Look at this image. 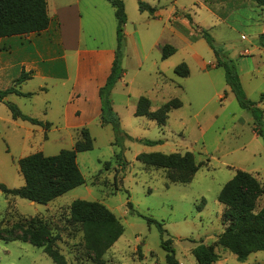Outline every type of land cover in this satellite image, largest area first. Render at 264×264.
Returning <instances> with one entry per match:
<instances>
[{
	"label": "rangeland",
	"instance_id": "rangeland-1",
	"mask_svg": "<svg viewBox=\"0 0 264 264\" xmlns=\"http://www.w3.org/2000/svg\"><path fill=\"white\" fill-rule=\"evenodd\" d=\"M122 1L126 11L123 33L126 28L131 33L136 30L140 36L148 28L147 19L151 21L149 30L153 36L161 32L162 19L140 12L137 0ZM142 1L152 6L157 0ZM203 1L205 6H198L195 0H178L179 8H185L180 14L190 25L181 35L195 37L200 29L209 33L222 55L220 59L225 57L234 63L246 100L262 110L264 122V98H261L264 94V47L257 44L260 32H264V8L256 7L254 0ZM163 6L168 5L164 3ZM94 21L83 22L85 44L107 45L113 27L105 18ZM163 40L170 39L164 35ZM171 42L174 44L171 46L179 50L171 62H178L175 66L188 62V77L181 78L172 69L165 77L154 74L151 64L157 62L159 55L146 42L143 47L147 57L140 67L138 62L142 58L137 57L136 41L130 42L127 48L125 38L121 60H124L127 76L124 82H116L110 95L112 110L119 119L121 138L115 141L110 125H91L93 148L76 155L85 183L47 205L5 196L0 191L2 226L40 219L49 225L59 252L69 264H94L84 248L80 225L72 223L69 214V205L74 200H86L103 204L123 226L122 235L102 256L105 264H168L167 253L161 247L162 239L168 241L178 264H197L192 251L201 244L213 246L218 257L213 264H264L263 252L252 253L240 262L215 243L227 225L222 217L225 207L217 200L224 184L240 170L264 185V140L253 131L251 111L239 105L226 83L223 68L215 66L216 57L205 40L201 37L191 39V48L181 39ZM193 52L206 64L204 70L190 58ZM19 69L12 72L16 79L20 76L17 75ZM40 84L38 79L23 81L20 90L27 91L30 98L17 95L14 101L22 113L41 120L48 110L54 127H58L70 85L57 83L54 86L46 82L47 91L41 93L36 92ZM140 96L150 99L151 111L172 99H178L181 106L172 109L165 126L160 127L146 117L134 115ZM10 99L12 96L7 102L11 103ZM11 121L5 102H0V185L17 189L24 185L17 163L20 158L37 152L53 156L61 150H70L74 135L62 129L45 132L42 127L19 119L17 124ZM139 140H160L161 144L149 146ZM149 152L181 155L190 152L195 163L202 165L189 183H169L166 170L136 160L138 154ZM119 153L122 158L116 159ZM106 162L109 164L105 168ZM263 208L264 193L257 199L254 211ZM146 218L162 224L166 232L163 238L155 225L147 224ZM0 264L54 263L41 249L30 244L0 241Z\"/></svg>",
	"mask_w": 264,
	"mask_h": 264
},
{
	"label": "trees",
	"instance_id": "trees-1",
	"mask_svg": "<svg viewBox=\"0 0 264 264\" xmlns=\"http://www.w3.org/2000/svg\"><path fill=\"white\" fill-rule=\"evenodd\" d=\"M114 9L116 19V50L111 66L110 74L105 84L99 89L101 103L100 125H110L115 133V141L122 136L119 119L111 107L110 93L116 82L122 77L121 50L125 42L123 27L126 23V14L122 0H106ZM256 6L264 8V0H254ZM140 12L153 14L155 9L137 0ZM46 0H0V39L12 36L39 33L48 27ZM199 36L205 40L216 57V67H222L226 83L230 86L242 108L249 109L253 116V131L264 140L263 112L256 108L253 102L246 100L239 82V75L231 59L223 57L215 46V42L209 33L200 29ZM257 44L264 47V34L259 35ZM175 52L171 45L161 48V60L167 59ZM175 75L185 78L189 76L188 66L182 62L174 67ZM29 78L27 73H21L14 83L5 90H0V102L9 95L29 96V93H21L17 87ZM264 98V94L261 95ZM13 120L27 121L31 125L42 127L46 132L50 123L40 121L24 115L18 107L10 102H5ZM181 102L172 99L161 105L154 111L150 110V100L140 96L135 107V116L146 117L154 121L158 126H165L168 113L172 109L179 108ZM78 137L70 150H61L56 155L45 156L37 152L18 160L19 172L23 177L24 185L17 189H8L0 185V191L5 196L19 197L29 202L47 205L56 198L81 186L85 183L82 173L76 162L77 153L92 150L93 138L89 129L84 127L78 132ZM126 136V135H124ZM46 137V135L44 136ZM127 137V136H126ZM140 142L154 146L161 144L160 140H139ZM121 159V154L115 155ZM136 160L148 166L164 169L169 183L187 184L193 175L201 167V163H195L192 153L163 154L161 152L140 153ZM105 163V168L108 166ZM264 193V185H261L249 173L237 170L228 182L224 184L218 193L217 200L225 207L222 214L227 223L225 229L217 236L216 244L232 253L237 261H245L249 255L256 252L264 253V208L255 212L257 199ZM130 206V203H128ZM70 221L80 225L83 233V245L86 252L92 257L94 264H105L102 256L118 240L123 233V226L114 214L103 204L86 200H74L69 205ZM148 225H155L160 235L166 233L162 224L154 219L146 218ZM56 237L52 235L49 225L40 219L32 218L28 222L14 223L10 227L0 223V241H20L41 249L54 264H69L59 252L56 245ZM161 247L166 254L168 264H178L173 257V250L168 246V241H161ZM197 264H213L218 257L213 246L201 244L192 251Z\"/></svg>",
	"mask_w": 264,
	"mask_h": 264
},
{
	"label": "crops",
	"instance_id": "crops-1",
	"mask_svg": "<svg viewBox=\"0 0 264 264\" xmlns=\"http://www.w3.org/2000/svg\"><path fill=\"white\" fill-rule=\"evenodd\" d=\"M195 1L198 6H205L203 0ZM164 3L168 5L166 8L163 6ZM46 4L49 24L45 30L25 36L0 39V90L15 86L16 76L12 72L19 67L17 75H21L23 72L27 73L29 78L26 81L38 79L42 82L36 92H46L48 87L46 82H51L54 86L57 83H60L61 86L70 85L65 102L61 107L60 118L57 122L59 126L54 127L55 122L48 116V110H45V116L42 120L36 119L50 123L49 130L62 129L74 135L73 140L75 142L78 137L77 132L81 128L86 127L89 129L93 124L100 125L99 89L105 84L110 74L116 50L114 9L106 0H46ZM148 5L155 9L151 15L152 18L162 19L160 20L163 24L161 32L153 36L149 30L151 21L147 19L146 27L148 28L140 36L136 30L131 33L128 29H124L125 46L128 48L130 42L136 41L138 45L137 57L142 58V61L138 62L141 67L147 57L143 47L144 42L150 43V49H155L159 55L157 62L154 61L151 64L153 66L151 69L154 70V74L165 77V73L170 69L173 70L178 63L171 62V59L179 50L177 46H173L175 52L167 59L161 60L160 54L163 45H174L171 41L176 38L181 39L188 48H191L190 40L199 39L200 37L196 33L194 34L195 37L186 34L187 37L185 38L181 35V31L185 32L190 25L180 14L185 8H179L178 0H157L155 5ZM113 17L114 21H112ZM96 18L107 19L108 24L113 27L111 40L107 45L88 46L85 44L82 35L83 22L90 24ZM261 34H264V32H260L259 35ZM164 35H167L170 40L164 41ZM190 58L201 70L205 69L206 64L195 52L192 53ZM123 61L121 60L122 69ZM185 64L189 66L188 62ZM126 76V71L123 69V75L118 81L124 82ZM20 86L21 84L17 89L21 93H28L27 91H21ZM9 96H12L11 103L17 106V102L14 101V98H17L15 94H9L3 102H7ZM26 116L35 118L31 114ZM11 123L17 124L16 120L13 119Z\"/></svg>",
	"mask_w": 264,
	"mask_h": 264
}]
</instances>
